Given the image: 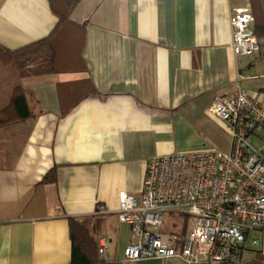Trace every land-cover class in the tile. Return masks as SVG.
Wrapping results in <instances>:
<instances>
[{"label":"crops","instance_id":"1","mask_svg":"<svg viewBox=\"0 0 264 264\" xmlns=\"http://www.w3.org/2000/svg\"><path fill=\"white\" fill-rule=\"evenodd\" d=\"M234 8L251 12L250 0H79L69 19L82 28L81 69H0V111L19 86L30 112L0 127V264H70L68 218L97 224L92 235L114 261L131 238L118 198L141 194L149 158L229 151L224 123L207 109L213 97L239 87L264 107V38L257 53L235 57ZM57 22L48 0H0V46L43 40ZM52 169L55 181L44 182ZM98 204L105 213H94ZM256 260L264 264L262 230L248 232L238 264Z\"/></svg>","mask_w":264,"mask_h":264},{"label":"built area","instance_id":"2","mask_svg":"<svg viewBox=\"0 0 264 264\" xmlns=\"http://www.w3.org/2000/svg\"><path fill=\"white\" fill-rule=\"evenodd\" d=\"M253 21L247 8L230 12V46L237 58L259 51ZM207 109L224 123L229 151L148 159L141 194L118 198L117 218L131 233L122 250L125 262L156 258L169 264L178 258L183 264H238L248 232L264 231V107L237 87L232 94L214 96ZM164 211L185 216L183 236L158 232ZM105 212L98 204L94 213ZM97 254L111 261L106 240H97Z\"/></svg>","mask_w":264,"mask_h":264},{"label":"trees","instance_id":"3","mask_svg":"<svg viewBox=\"0 0 264 264\" xmlns=\"http://www.w3.org/2000/svg\"><path fill=\"white\" fill-rule=\"evenodd\" d=\"M79 0H48L51 12L58 22L49 36L17 50L0 46V67L17 71L19 77L41 76L62 71L81 69L79 50L82 28L69 19V14ZM254 19V33L258 39L264 38V9L261 0H250ZM73 68V69H72ZM30 115L22 89H13L10 102L0 111V127L28 118ZM44 182L55 181V171L50 170ZM75 218H68L69 239L71 242L70 264H122L118 261H103L97 254V241L92 232ZM185 226L178 230L183 236ZM258 264L252 261L248 264Z\"/></svg>","mask_w":264,"mask_h":264},{"label":"rangeland","instance_id":"4","mask_svg":"<svg viewBox=\"0 0 264 264\" xmlns=\"http://www.w3.org/2000/svg\"><path fill=\"white\" fill-rule=\"evenodd\" d=\"M0 69L15 71L13 69L3 68V67H0ZM15 72L18 75L17 71ZM184 224H185V216L176 212L164 211L162 216V223L158 229V232L161 234H168L171 231H178L179 229L182 228ZM186 231H187V225H186ZM252 234L253 232L250 235ZM122 250H123L122 248L116 249V256L114 258V261H119V257H122ZM246 253H244V257L253 255V253L245 255Z\"/></svg>","mask_w":264,"mask_h":264}]
</instances>
